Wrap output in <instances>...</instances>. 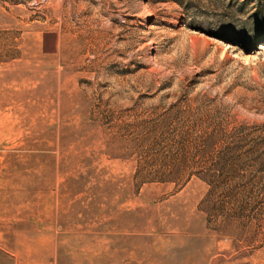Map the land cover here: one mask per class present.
Masks as SVG:
<instances>
[{"label": "rangeland", "instance_id": "obj_1", "mask_svg": "<svg viewBox=\"0 0 264 264\" xmlns=\"http://www.w3.org/2000/svg\"><path fill=\"white\" fill-rule=\"evenodd\" d=\"M0 252L264 264V0H0Z\"/></svg>", "mask_w": 264, "mask_h": 264}, {"label": "crops", "instance_id": "obj_2", "mask_svg": "<svg viewBox=\"0 0 264 264\" xmlns=\"http://www.w3.org/2000/svg\"><path fill=\"white\" fill-rule=\"evenodd\" d=\"M9 252H0V264H23L22 263V261H20V259H19V257H18V259L16 258L15 260H11L10 262H8V260L4 257V256H6L7 254H8ZM11 256H16L17 257V255L18 256H20V255H22V253L21 252H16V254L14 253V252H11V253H9ZM37 254V252H35V254L34 255H36ZM29 256L31 257V256H33V253L32 252H29Z\"/></svg>", "mask_w": 264, "mask_h": 264}]
</instances>
